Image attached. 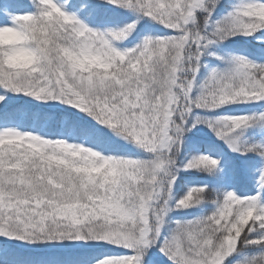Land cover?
I'll return each mask as SVG.
<instances>
[{
  "label": "snow or ice",
  "instance_id": "snow-or-ice-1",
  "mask_svg": "<svg viewBox=\"0 0 264 264\" xmlns=\"http://www.w3.org/2000/svg\"><path fill=\"white\" fill-rule=\"evenodd\" d=\"M0 264H264V0H0Z\"/></svg>",
  "mask_w": 264,
  "mask_h": 264
}]
</instances>
